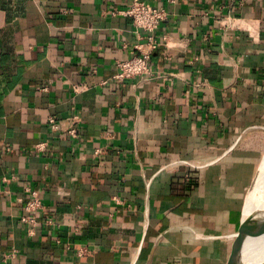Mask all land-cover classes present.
Returning a JSON list of instances; mask_svg holds the SVG:
<instances>
[{"label":"crops","instance_id":"1","mask_svg":"<svg viewBox=\"0 0 264 264\" xmlns=\"http://www.w3.org/2000/svg\"><path fill=\"white\" fill-rule=\"evenodd\" d=\"M144 1L163 46L119 82L133 0H0V264L230 262L264 154V0Z\"/></svg>","mask_w":264,"mask_h":264},{"label":"built area","instance_id":"2","mask_svg":"<svg viewBox=\"0 0 264 264\" xmlns=\"http://www.w3.org/2000/svg\"><path fill=\"white\" fill-rule=\"evenodd\" d=\"M115 13L132 18L136 29L143 33L140 39L144 42L134 46L136 52L131 58L117 61V71L112 79L123 82L151 75L153 53L163 46V43L157 39L156 33L161 24L167 20L168 11L164 8L154 7L144 0H133L129 9ZM164 40H167V38L164 37ZM49 123L53 129H58L60 126L54 118H51ZM78 133L79 131L75 126H70L67 129V134L73 138H77ZM46 148V143L36 145V150L39 152L45 151ZM30 193V198L24 203L27 216L22 218V221L32 225L29 235L34 236L36 227L39 225L37 217L43 209V199L37 190H30Z\"/></svg>","mask_w":264,"mask_h":264},{"label":"bare ground","instance_id":"3","mask_svg":"<svg viewBox=\"0 0 264 264\" xmlns=\"http://www.w3.org/2000/svg\"><path fill=\"white\" fill-rule=\"evenodd\" d=\"M262 165L261 174L252 189L255 195L250 196L248 202L247 228L242 232L244 243L241 256L244 264L264 263V159Z\"/></svg>","mask_w":264,"mask_h":264},{"label":"water","instance_id":"4","mask_svg":"<svg viewBox=\"0 0 264 264\" xmlns=\"http://www.w3.org/2000/svg\"><path fill=\"white\" fill-rule=\"evenodd\" d=\"M262 166L263 165L261 163V165L259 167V170L257 172V175H256V177H255V179L253 181V185H255L257 183V181H258V178H259V176L261 174V171L263 169ZM245 227H246V222H245V219H244L243 223L241 225V228H240L239 232L237 233V238L239 240H241V246H242V242H243V236L241 235V233L245 230ZM241 246L239 247V254L236 255L235 252L232 254L229 264H244L243 256L240 255Z\"/></svg>","mask_w":264,"mask_h":264},{"label":"rangeland","instance_id":"5","mask_svg":"<svg viewBox=\"0 0 264 264\" xmlns=\"http://www.w3.org/2000/svg\"><path fill=\"white\" fill-rule=\"evenodd\" d=\"M263 159H264V154H263V157H262V161L261 162H263ZM254 181V180H253ZM252 185H253V182H252ZM252 185L249 187V189H248V191L250 190V188L252 187ZM255 195V193H253V191L251 190V192H250V195L252 196V195ZM250 199V198H249ZM245 200V199H244ZM249 202V201H248ZM247 207H248V205H247ZM247 209V212H248V208H246ZM243 220H244V218H243ZM243 223V222H242ZM245 228H247V226L245 227ZM242 236H243V233L241 234ZM230 238V240L228 239L227 241L229 242V244L231 245V253H230V256H232V254L235 252V254L237 255V254H239V247L241 246V240H239L238 238H237V235H232V236H229ZM243 243H244V236H243V242H242V246H241V250H240V255H241V252H242V249H243ZM229 264V263H228Z\"/></svg>","mask_w":264,"mask_h":264}]
</instances>
